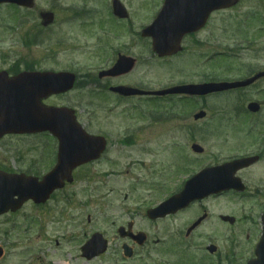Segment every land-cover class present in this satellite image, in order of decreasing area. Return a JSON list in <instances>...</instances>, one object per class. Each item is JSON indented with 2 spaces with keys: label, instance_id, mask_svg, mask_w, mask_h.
Here are the masks:
<instances>
[{
  "label": "rangeland",
  "instance_id": "374dc122",
  "mask_svg": "<svg viewBox=\"0 0 264 264\" xmlns=\"http://www.w3.org/2000/svg\"><path fill=\"white\" fill-rule=\"evenodd\" d=\"M120 1L131 16L134 30L138 29L139 25L147 19L149 7L146 4L147 0ZM83 4H86L87 12H83L85 9ZM47 9L54 11L55 21L52 25L41 27L38 12ZM75 13H79V16L76 17ZM15 18H20L22 24L15 22ZM82 21L87 24L79 25ZM98 27H102L104 31L109 29L118 36L114 34L106 37L99 36ZM121 31H124L122 24L113 22L105 0H35L34 8L31 10L16 9L13 5L3 4L0 5V68L20 67L22 69L24 66L36 70L52 68V70H67L76 74L73 89L55 100L63 107L75 109L79 121L83 125L90 123V127L93 128L92 132L106 135L112 161L95 165L93 170L98 173L107 172L108 169L125 172L129 163L138 159H140L139 166L142 162L144 164L141 168L134 165L129 171V174L137 178L139 173H142V168L151 165L154 161L156 169H166L165 158L171 153L177 154V151H180L177 145H181L186 151L187 141L190 144L193 142L200 144L206 152L204 156H196L192 154L189 146L187 161L191 171L205 158L217 154L216 149L219 144L222 146L224 155H230L232 150L246 151L247 149L250 151L252 149L253 141L245 130L239 132L237 131L240 129L223 128L219 130L221 113L230 114L223 112L226 108L232 107L230 95H211L201 101L198 99L187 103L178 102L175 99L162 100L156 105L155 110H163L162 113L171 114L173 118L169 119L166 115L159 114L156 125L140 133L139 124L147 123L144 118L130 119L132 116L121 113L122 109L126 110L123 107L125 104L114 99L101 101L97 99L98 97L91 95L90 89L96 91V88L89 85L88 81L90 82L91 77H97V72H93L95 67L90 69L89 66L98 64L102 59L97 57L98 47H143L141 49L142 63L138 71L136 70L138 79L132 78V80H138L139 84H148L152 88L180 82L208 81L209 75L213 74L212 71L224 75L218 77V80H230L238 75H247L251 71L260 69L264 64V0H239L230 8L214 14L206 30L197 37L201 42L200 47H205L204 55L216 49L220 51L219 56H222V61L224 57L229 59H224L222 65L217 63L214 66L215 70L211 69V65L218 62L217 57L209 64L206 62L204 66H201L200 53L192 50L176 58L182 65L181 67H171L168 62L161 60L147 63L146 57L149 55L145 48L148 46L136 36H130L124 32L121 34ZM252 40L254 44H250ZM25 41L38 43L29 45L23 43ZM184 44L187 48L192 47L186 41ZM245 47L247 50H244ZM237 53L236 59H240L238 63L247 64L243 72H236L230 67L233 61L231 56ZM195 60L198 63H194L193 66L191 61ZM246 70L248 71L245 72ZM117 79L122 80V78ZM170 81L175 82L170 84ZM261 85L264 86V83H260L259 88L262 87ZM246 95L244 100L256 99L255 92L253 95L250 92ZM49 101L53 102V99ZM144 101L146 99H142L140 104L142 110L147 112L149 105H144ZM152 101L155 102L156 99ZM163 105L164 108H162ZM200 108L207 111L208 116L205 120L194 122L191 114L182 118V113H192ZM91 113L94 119L88 121L87 117ZM172 113H177V116ZM261 114L264 116V110L259 116ZM256 121L255 119L254 123ZM186 124H188L187 127H185ZM126 125L137 131L136 144L139 143L130 149L131 152L127 155L122 151H117L119 139ZM253 130L255 135L258 130L262 129L254 128ZM35 140H37L36 137L32 140L21 137L6 138L0 141V162H7L11 169H24L25 162L37 154L35 151L24 152ZM173 145L174 148H172ZM47 160V155L42 158L46 164L49 162ZM262 164L264 165V161ZM263 165L260 166L259 172L258 170L250 174L245 172L243 176L245 179L258 181ZM90 171H82L81 177ZM154 178L155 176L152 180L147 178V180L139 181L132 193L128 192L132 188L131 178L125 173L123 176L112 175L105 178L107 186L101 191L89 190V186L95 184L97 178L76 179V182L66 187L60 194V213L56 207L50 205L46 218L38 225L35 224L36 221H33L37 212L27 204L13 215L0 216V246L4 251L0 264H150V260L145 259L147 256H143L144 253L151 254L161 251L167 259H171L170 257L175 254L183 255V250L172 252L167 249L166 252L160 247V244L164 243L163 237L171 232L169 220L149 223L140 216L143 214L141 203L145 204L150 200L155 202L159 196L157 193L152 196L149 192L151 189L149 182H153ZM125 194H128L127 199H125ZM143 200L147 202L144 203ZM204 203L212 216L218 213L232 216L235 218V223L231 225L232 227L223 223L219 225L216 222L217 216H214L202 225L199 236L212 235L214 233L210 231L215 229L218 237L215 242L221 246L223 255L229 251L237 255L245 253V244L240 241L239 236L245 225L238 216L239 209L242 207L239 205L240 200L224 195L218 199L206 200ZM197 212V209H193L177 219L185 220ZM88 215L90 221H87ZM27 216L31 217L30 223L26 222ZM129 217H132L136 223L134 228L144 230L151 237V242L145 245V248L137 249V252L142 254L141 256L127 260L121 255V244L125 240L118 237L116 226L123 225ZM213 225L216 227L213 228ZM95 231L101 232L108 240V249L98 258L85 260L81 257L80 246ZM155 238L161 240L154 244ZM204 241H206L205 238ZM153 245H157L156 247H160L161 250Z\"/></svg>",
  "mask_w": 264,
  "mask_h": 264
},
{
  "label": "flooded vegetation",
  "instance_id": "af4514ba",
  "mask_svg": "<svg viewBox=\"0 0 264 264\" xmlns=\"http://www.w3.org/2000/svg\"><path fill=\"white\" fill-rule=\"evenodd\" d=\"M163 1L164 0H153L150 3H148L150 13L148 14V19L155 17L163 7ZM198 0H186V5H178L175 7L168 6L166 8V13L170 15H178L180 12H185L188 16L191 14L192 16L195 15V13L198 11L200 6L197 4ZM111 9V6H110ZM202 10V8H201ZM220 12V10H214L211 12L205 21V24L202 28H197L194 31H188V32H182L181 26L183 25L181 20L176 19L175 26L178 31V35H180L179 38V45L180 47H172L171 51L172 54H169L167 56L160 57L157 52L155 53L152 50L151 47V40L149 38H144L142 41L148 46L144 47L145 50L148 52V55L146 57V62H154L157 60H161L164 62H168V64L171 67H181L182 65L179 64V62L176 60L178 56H182L185 52H188L190 50L192 51H198L200 53L199 55V63L201 66L205 65V58L204 50L205 47H200L201 42L197 38L201 33L206 30V28L209 25V22L212 18V16L216 13ZM147 23V22H146ZM118 24H122L123 30H126V24L121 19L118 20ZM195 23L192 22L189 24L190 26L194 25ZM145 25H148L145 24ZM128 32L130 34L138 35V30L132 29V27L129 29L127 28ZM187 42L192 47H186L184 42ZM143 47H101L97 51V57L102 58L101 61L98 63L102 69L105 68V70L110 69L112 66L115 65V62L117 60L124 62L122 66H120L119 74L114 75H106L103 77H91V80L89 84L93 85L96 88V91L93 89L91 91V95L98 97L97 99L101 101H105L108 99H117L119 101H128L129 108L122 109L121 113L127 115H130V119L137 120V119H145L147 122L144 125L139 124L138 131L142 132L145 130H149L157 123V110L156 103L153 102V99H156L158 97L151 96L149 94L146 95H131V96H120L114 92H112L110 89L113 86H128L132 88L140 89L141 91L148 92L151 90H154L155 88H152L150 85L145 84H139L138 80H132V78H136V70L138 71V67H140V64L142 63L141 59L143 58L141 49ZM259 48V47H254ZM247 50V49H246ZM202 51V52H201ZM202 56V58H201ZM142 57V58H141ZM54 58V55H53ZM189 63V62H188ZM192 65L194 66V63H198L196 60L193 62ZM247 64L243 63L242 65L238 63V60L233 62V69L236 70V72H243ZM8 75L7 76H0V96L1 98L7 97L9 94H15L19 92L21 89L27 88L26 85H19L14 83L13 81V68H6ZM246 70L245 72H247ZM263 72V75L256 79L254 83H252L249 86L243 87V88H237L232 89L229 92H223V93H217L215 95H224L226 94L229 96V99L231 101V108H226L223 112L230 113V114H222L221 117H219L220 125L219 130H223V128L228 129H240L237 132L241 130H245L248 134V136L251 137L253 143H252V149L250 151L245 150H232L230 152V155H224L222 153V146L220 144L217 146V154L209 156V158H205L200 164H198L197 167H195L192 171L189 169L188 166V157H189V146L191 145L189 141H187V144L185 145L186 151L183 150V147L181 145H177V148H180V151H177V154L171 153L168 155L165 159V164L167 165L166 169L158 170L156 169V163L151 162V165H147L143 167L142 173H139V177H135L132 174H129L130 167H133L134 165L139 166V161L134 160L131 161L125 170V172H119L116 174V176L122 175L125 173V175L130 176L131 178V185L132 188L129 189L128 192L132 193L133 189L136 188L135 185L141 181V180H147V178H150L152 180L153 176H155L153 182H149L151 185V189H149V192L153 195L157 193L159 195L155 202L151 201L147 202V200H143L145 204H142L143 207V213L140 215L143 217V220L149 222V223H156L161 220H169L171 232L169 235L163 237L164 243L160 244L161 248H164L167 252V249L171 250L172 252L183 250L184 254L177 256L176 254L171 259L165 258V255L161 253V251H155L150 253H144L143 256H147L145 259L150 260V264H250L253 262L254 264H257L256 260L258 257H262V262L258 264H264V165L262 162L264 161V116H259L260 112L264 110V86L259 88L260 83H264V64L261 65L260 69L249 72L247 75L244 76H236L233 78V81H242L245 79H248L250 77H253V75ZM117 78H122V80H118ZM259 88V89H258ZM261 90V92L257 91ZM256 93V100L248 99L244 100V98L247 97V93ZM62 96L60 93H53L52 90L49 87H46L44 89V94L41 95V103L45 106H60L59 103H56L55 99H58ZM170 97V96H167ZM172 97V96H171ZM179 100L188 99V96H175ZM53 99V102H50L49 100ZM146 99L144 101V105H149V108L147 112H144L141 107V100ZM243 100V101H242ZM132 101V102H130ZM257 102L259 105V108H257V112L250 113L247 110H245L246 106L250 102ZM245 106V108H244ZM244 108V109H243ZM90 116L87 118L88 121H93V117ZM182 117L187 116L188 113H182ZM223 115V117H222ZM207 117L201 119L205 120ZM255 119L257 120L255 123ZM127 120H129L127 118ZM200 120V121H201ZM226 121L224 123V121ZM188 124L185 125L187 127ZM126 125L124 127L123 132L121 134V137L119 139V148L117 151H122L126 155L131 152L130 149L137 146V131L133 129L131 126ZM85 130L93 135H101L106 137V135L94 133L91 131L90 123L87 125H84ZM254 128L262 129L258 130L254 135ZM140 132V133H141ZM139 133V134H140ZM138 134V135H139ZM26 137L27 139H34L35 137L37 140L33 141L32 145L25 150L24 152H32L35 151L37 154L35 156H31L28 161L25 162L26 166L24 169H11L10 165L2 161L0 162V176L5 177L6 175H13V174H20L23 173L25 175H32L36 176L39 179H41L45 174L46 171H49L53 165L56 163L57 159V153H58V140L56 137H54L49 132H41V133H33V134H11V133H5L0 135V141H3L4 139H13V138H21ZM118 147V146H117ZM174 148V145L172 146ZM109 141L107 138H105V147L103 152L100 154L98 159L89 161L83 165H80L72 170V176L73 181L76 182V179H86L91 180L94 178H97V181L95 184L89 186V190L91 191H101L104 190V187L107 186V183L105 182V178H108L112 175H115L112 170L101 171L97 172L93 170L95 168V165H97L100 162H111V158L109 156ZM205 149L199 151V153H194V155L198 156H204L205 155ZM48 156L49 162L46 164L42 161V158L45 156ZM244 157H255V159L249 163V165H246L245 167H242L241 169L236 171V175L241 178V180L245 183V190L242 193H237L234 190H228L225 192H219L216 194H210L207 197L196 200L194 202L189 203L185 208H181L173 213L167 214L163 218H159L156 220H149L146 217V210L150 207H154L163 200L166 197H169L171 195L178 194L181 192V190L184 187V184L186 181L190 178V176H193L197 171L205 168H218L222 164L230 162L232 160H236L238 158H244ZM141 158V157H140ZM47 160V161H48ZM144 164V162L141 163V166ZM263 165V170L259 174L260 179L257 180H250L245 179L243 176L246 172V174L254 173L256 170H260V166ZM141 166H139L141 168ZM139 168V169H140ZM132 169V168H131ZM86 170H91L90 172L84 173V177H81V172ZM159 174V177L157 175ZM246 180V181H245ZM66 186L63 189L55 190L53 193H51L48 197V199L42 203V204H34L32 201H27L24 203V205H29L32 208L35 209L37 212V215H35L34 220L37 218V220H43L46 218V214L48 212V208L50 205H52L54 208L56 207L58 209V213H60V202L61 197L60 194L62 190L66 189ZM102 187V188H101ZM224 195L233 196L235 199L240 200V204L242 207L239 209V219L240 221H243L245 225L242 228V231L240 232V241L245 244V253L236 254L231 253V251L226 252V255H223L221 246L217 244L215 241L217 240V233L214 230H211L210 233L212 235H202L199 236V230L202 227L204 223H207L210 221L212 217L217 216L216 222L221 223L232 227L235 223V218L232 217V220H223L222 215L218 213L217 215L214 214V216L211 215L210 210H208V207L204 203L206 200H214L221 198ZM125 199L128 198V194H125ZM23 205V206H24ZM144 205V206H143ZM22 206V207H23ZM140 207V208H142ZM132 209H135L133 207H130ZM197 209L198 212L194 213L193 215L185 218V220L179 221V219L182 215H185L187 212ZM132 211V210H131ZM141 211V210H138ZM15 213L7 212L6 215H13ZM191 214V213H190ZM3 216V215H2ZM198 218H201L199 222L194 225L196 220ZM31 217L26 218V222L30 223L32 220ZM33 220V221H34ZM114 223V222H113ZM124 224H119V226H125L127 227L128 224H130L131 228H129L126 232L129 234L137 233L139 231H144L140 229H135L134 226L136 225L134 219L132 217H129L126 219ZM116 227V228H117ZM192 227V229H190ZM216 226L213 225V228ZM190 229V230H189ZM147 236L145 245L151 242V237ZM131 236H128V238H125L123 241L124 243H130V246H132L134 251V256H141L142 254H139L137 252L139 248H144V246H135L134 241L129 238ZM204 238L206 241H204ZM156 241H154V244L156 242L158 243V238H155ZM260 240L263 241V245L261 249L257 250V244L260 242ZM165 245V247H164ZM182 245V247L180 246ZM156 249L161 250L160 247H156L157 245H153ZM180 246V247H178ZM181 248V249H179ZM155 253V256H154ZM160 254V255H159ZM170 254V253H169ZM172 255L174 253H171Z\"/></svg>",
  "mask_w": 264,
  "mask_h": 264
},
{
  "label": "water",
  "instance_id": "95a60500",
  "mask_svg": "<svg viewBox=\"0 0 264 264\" xmlns=\"http://www.w3.org/2000/svg\"><path fill=\"white\" fill-rule=\"evenodd\" d=\"M32 1L33 0H0V3L2 2H13L16 4H21V5H25V6H31L32 5ZM42 18L44 19L43 24H48L49 22L52 21V14L50 13H43L41 14ZM155 46V44H154ZM36 75H43V74H36ZM47 75H51V74H47ZM53 75V74H52ZM51 75V76H52ZM46 76V75H45ZM56 77H58V83L60 84V91H64L66 89H68L71 84H72V80H73V75H69V74H58ZM232 85L228 84V83H208V84H202V85H189L186 86L184 89V91H186L187 93L190 94H206L209 92H214V91H221L227 88H230ZM177 91H179L180 89H176ZM121 92H124L123 90H120ZM29 101L26 100L25 103H28ZM31 106H33L32 109L29 110V108L25 107V108H20V112L29 115V119H23L21 114H18L14 116V113L12 112L10 114V117H8L5 121L4 124L7 127H4L5 130H18L23 126V123L20 122L21 120H23L24 122H31V123H35V122H40L43 121V119L45 118L44 115L45 113L41 112L40 110H36V108L34 107V99H32L30 101ZM29 111V112H28ZM49 114V113H47ZM59 114V112H58ZM203 112L201 111V113L195 115V118L201 117L203 116ZM40 115V119L37 118V116ZM61 115V124L63 125L62 130L64 133H73L75 134L76 131H78L77 128H75L74 125V117L69 116V114H67L66 112H64L63 110H61L60 112ZM21 120H18L20 119ZM37 119V120H34ZM80 135H82L83 139L86 140L87 138H85V136L83 135V133L79 130ZM77 135V134H75ZM71 136L70 140H74L77 143H80L82 141V138H80L79 136ZM66 139V138H64ZM69 148H73V146H67L66 149ZM193 148H198L197 146H193ZM70 153V154H69ZM88 158H90V155L87 154H76L75 150L65 152L62 154V160L60 162V164L57 166L56 170H53L51 173H49L45 179L40 182V183H34V181L27 182L25 181L23 186L28 187L30 185V188H35L36 191L34 192V194L32 193H28L31 195H36L39 196V198H43L45 196L48 195V191H50L51 189L57 187V186H62L63 182L61 181V183L59 182L60 179L63 180L64 178L67 179V181H71L70 178V168L72 166H75L77 164H80L83 161H86ZM245 163H240L239 161H236L231 163V164H227V166L225 167L227 169V167H231V170H223L222 172V176L221 178H219L218 174L214 172L213 169L209 170V169H205L203 171H201L200 173H198L196 176H194L193 178H191L187 183L186 186L183 190V192L173 198H171L170 200L162 203L159 207L154 208L153 210L149 211V215L150 217H152L154 219V217L156 216H162L165 215L166 213L170 212V211H174V209L176 210L179 207H185V205L192 199L194 198H199L201 196H203L204 194H206V192H210V191H217L220 189H226L230 186V182L231 181H236L235 178H233L232 176V172L242 166ZM228 172V173H227ZM58 176V177H57ZM232 176V178H231ZM236 187V185H235ZM39 189H45V191H39ZM21 196H27L25 193H23V195ZM9 195H7V193H5L4 191H0V212L2 210H6L7 205L9 203H7L9 200ZM7 203V204H5ZM105 249V243L104 241L101 240V237L99 234H94L92 236V238L82 247V252H83V256L87 257V258H91L93 256H95L96 254L103 252V250ZM2 252L0 250V256H1Z\"/></svg>",
  "mask_w": 264,
  "mask_h": 264
}]
</instances>
